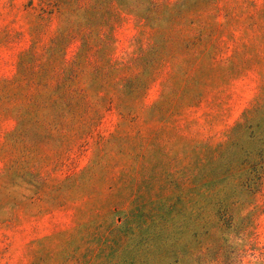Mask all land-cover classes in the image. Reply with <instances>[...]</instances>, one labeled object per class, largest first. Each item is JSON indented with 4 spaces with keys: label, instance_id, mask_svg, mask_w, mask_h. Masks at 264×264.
I'll use <instances>...</instances> for the list:
<instances>
[{
    "label": "rangeland",
    "instance_id": "1",
    "mask_svg": "<svg viewBox=\"0 0 264 264\" xmlns=\"http://www.w3.org/2000/svg\"><path fill=\"white\" fill-rule=\"evenodd\" d=\"M0 264H264V0H0Z\"/></svg>",
    "mask_w": 264,
    "mask_h": 264
}]
</instances>
